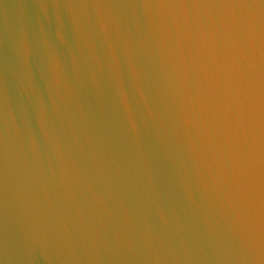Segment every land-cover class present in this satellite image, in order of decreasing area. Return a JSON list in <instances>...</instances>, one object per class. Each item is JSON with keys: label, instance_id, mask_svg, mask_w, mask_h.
Masks as SVG:
<instances>
[{"label": "water", "instance_id": "95a60500", "mask_svg": "<svg viewBox=\"0 0 264 264\" xmlns=\"http://www.w3.org/2000/svg\"><path fill=\"white\" fill-rule=\"evenodd\" d=\"M0 264H264V0H0Z\"/></svg>", "mask_w": 264, "mask_h": 264}]
</instances>
